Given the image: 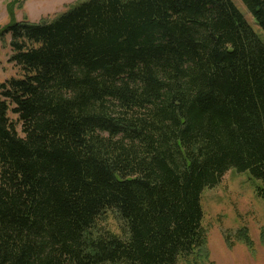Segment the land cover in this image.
<instances>
[{"label":"trees","instance_id":"16d2710c","mask_svg":"<svg viewBox=\"0 0 264 264\" xmlns=\"http://www.w3.org/2000/svg\"><path fill=\"white\" fill-rule=\"evenodd\" d=\"M240 1L264 32V0ZM13 14L0 28L20 71L0 83V264L202 255L204 189L229 169L264 180V42L243 12L82 0L51 20ZM109 210L122 235L96 229Z\"/></svg>","mask_w":264,"mask_h":264},{"label":"rangeland","instance_id":"374dc122","mask_svg":"<svg viewBox=\"0 0 264 264\" xmlns=\"http://www.w3.org/2000/svg\"><path fill=\"white\" fill-rule=\"evenodd\" d=\"M82 0H0V28L9 22L8 6L13 18L31 22L51 20ZM248 23L264 42V32L253 21L240 0H233ZM9 36L0 38V83L20 71L8 58ZM262 188V191H259ZM264 180L247 172L229 169L214 187L201 195L202 226L206 242L197 256L181 258L176 264H264ZM97 230L123 234V222L113 210L97 222Z\"/></svg>","mask_w":264,"mask_h":264}]
</instances>
